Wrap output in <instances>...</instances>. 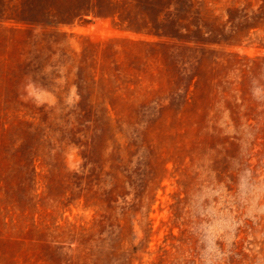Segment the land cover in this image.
Here are the masks:
<instances>
[{
    "label": "rangeland",
    "instance_id": "374dc122",
    "mask_svg": "<svg viewBox=\"0 0 264 264\" xmlns=\"http://www.w3.org/2000/svg\"><path fill=\"white\" fill-rule=\"evenodd\" d=\"M0 264H264V0H0Z\"/></svg>",
    "mask_w": 264,
    "mask_h": 264
}]
</instances>
